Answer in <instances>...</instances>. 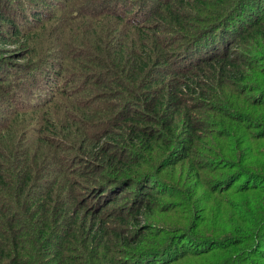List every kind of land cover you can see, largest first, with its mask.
<instances>
[{"label": "trees", "instance_id": "16d2710c", "mask_svg": "<svg viewBox=\"0 0 264 264\" xmlns=\"http://www.w3.org/2000/svg\"><path fill=\"white\" fill-rule=\"evenodd\" d=\"M0 6V45L26 61L7 84L10 116L0 131V264H264V214L255 218V208L232 210L221 229H211V202L188 228H132L159 222L171 192L192 211L196 187L258 193L248 181L254 166L249 177L245 167L222 172L264 138V88L245 100L253 63L234 56L256 44L264 52V0ZM259 79L264 85V73ZM29 81L41 91L34 97ZM28 120L24 139L13 138ZM207 173L216 178L207 182Z\"/></svg>", "mask_w": 264, "mask_h": 264}, {"label": "rangeland", "instance_id": "374dc122", "mask_svg": "<svg viewBox=\"0 0 264 264\" xmlns=\"http://www.w3.org/2000/svg\"><path fill=\"white\" fill-rule=\"evenodd\" d=\"M255 47H257L258 49H253L251 51V54L247 52L248 50L247 47H240L238 50H234L235 57L240 56V54H242L241 56L243 58H246L248 61H251L253 63V72H252L253 79L252 81L249 82L250 87H247V90L246 89L243 90L245 92L244 98L247 102H251V101L256 102L259 99V97L262 95L260 90L264 88L262 80L259 79V75L264 73V52L260 49V46L258 44H256ZM16 52L17 51L15 49V46L0 45V65L5 66L6 74L7 72H10V71L12 73L4 89L0 87V115L1 114L4 115L2 119L0 118V131H2L3 126L7 124V117L10 116V111H9L10 105L4 101L7 98V93H6L7 84L8 86H12V84H14L15 82L16 83L18 82L17 74H18L19 68L17 67L16 64H23L24 62H26L22 59H19L21 57H19V55H16ZM56 52L57 50L55 49L53 51L54 55H56ZM56 61H54V63ZM70 78L74 79L72 76H70ZM78 80H79L78 82L80 83L85 82V79L83 78H79ZM76 85L77 83L76 84L72 83L70 86V89H74L78 87ZM26 86L32 92L31 97H34L36 93L41 92L38 88H36V86L31 85L30 81L26 84ZM19 101L20 103L17 105L18 107L26 105L24 103L25 102L24 98L19 99ZM242 112H243L242 109L239 110V113H242ZM235 113L238 114V112H235ZM28 123H30L29 120L27 122H23L20 126L15 128V134L13 138H16V140H20V139L23 140L25 136V134H23L25 132L24 128ZM253 144L254 145H252V150L250 152H244V153L239 154V159H238L239 167L237 169H229V170L223 171L222 172L223 175H226V176H231L233 174L241 175L240 173L241 170L239 168L245 167V168H248V172L246 176L249 177V174H251L250 172H254L253 171V166H254L256 171H258L259 176L261 177L260 174H262V170L264 171V138L260 141H254ZM207 156L208 157L206 158H211L213 155L209 154ZM1 162H3V159H1L0 161V165H3V163ZM188 168L189 167L187 165L180 164L177 166L176 171H178V174L181 176V178L186 181V184L188 186H191L193 182H191L192 177L188 171ZM257 174H252L251 177L248 179L251 186H256V188L259 187L258 188L259 191L256 195H253V192H247V191L243 192V187H240V189L238 190L233 189V190H229L226 192H223V189L222 190L219 189L220 192L216 191V193L214 192V190L209 189L210 192H208L206 195H201V188L196 187L194 188L195 194L197 192L196 198L193 194L189 195L187 192H183L186 198L187 196L193 195V198L196 199V200L194 199V203H193V206H194L193 211L195 213L192 211L191 206H189L187 202L185 201L186 199L184 198V196L180 198L178 197V194L171 192L167 195L168 197L166 196V198L164 199V203L166 205L161 204V206L163 207L158 209L160 221L154 222V223L146 221L141 226V228H138L134 224V226H132V228L134 229V233L136 232L143 233V231L140 232L139 230H143L145 226L149 227V225L154 227L152 228L153 233L154 232L159 233V231H161L160 229H163L162 233H165L168 230H173L174 228L180 229V228H183L182 226H187L188 228L189 226L199 224L200 220L198 216L202 214V212L199 213V211H195V210L197 209L203 210L207 206L208 202H211L210 204H211V209H212V213L209 218L211 229L215 228L217 224H219L217 227L221 229L220 225L225 224V222L223 223L225 219H229V213H232L233 212L232 210H237L238 207L242 208L244 210V213H246L249 208H255L254 211L250 209L249 210L251 214L254 215L255 218H258L264 214V206L262 207L256 206L257 202H262L264 204V183H263L264 181L262 177L253 179L254 175H257ZM216 175L215 173L214 174L207 173L206 181L208 182L209 180L216 178ZM242 180H246V179L244 178ZM158 185L155 184L156 189L161 188L160 184ZM214 188H217V186L215 185ZM212 195L215 196V199H212ZM252 196L254 198H252ZM169 202L172 203V206L167 205ZM171 207H176V208H174L173 211L171 210L172 212H168L167 210H169Z\"/></svg>", "mask_w": 264, "mask_h": 264}]
</instances>
